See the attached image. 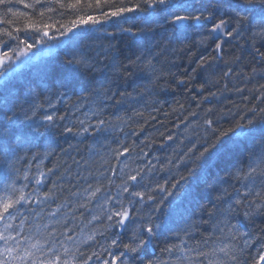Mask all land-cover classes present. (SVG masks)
I'll return each instance as SVG.
<instances>
[{"label":"trees","instance_id":"trees-1","mask_svg":"<svg viewBox=\"0 0 264 264\" xmlns=\"http://www.w3.org/2000/svg\"><path fill=\"white\" fill-rule=\"evenodd\" d=\"M180 2L186 6L181 15L211 13L212 21L202 18L203 27L189 21L181 28L171 24V15L167 14L166 19V13L160 9L137 10L95 26H78L73 29L75 38L68 40L60 36V31L76 19L73 10L53 4L55 10L45 11L40 17L39 11L48 6L46 0H41L35 9L25 8L17 0L9 5L13 12L28 13L34 22L53 25L49 36L63 43L56 49V55L48 59L47 73H42L40 62L27 65L21 63L23 56L17 58V40L0 35V55L6 53L11 57L5 59L8 71L0 77V146L7 149V152L0 150V194L8 177L4 161L11 157L13 167L19 169L12 177H20L17 187H23L32 201L21 206L27 217L25 232L34 224L46 225L56 237L57 253L62 260L68 258L64 255L67 247L76 264H83L88 257H91L88 264H104L105 260L113 264L112 256L123 251L132 231L147 223L151 215L165 227L152 244L129 256L128 264H189L188 256L191 264H209L217 259L225 260L226 264H264L260 260L264 253V210L245 218L242 204L229 217L231 224H237L239 231L248 235H238L232 240L226 238L228 228L224 233L216 229L224 220L230 198L216 197L223 189L229 194L238 189L243 192L240 182L232 176L238 169L247 170L250 160H258L264 153L260 131V121L264 119V80H259L264 79V58L255 51L259 48L264 52V41L257 39L253 47L249 39L254 30L250 15L241 35L224 36L221 48L216 50L219 41L209 37L208 30L219 19L230 20L234 0ZM115 3L131 7L142 0H115ZM87 11L99 16L101 10ZM2 13L13 23H0V30L7 29L13 37L34 43L24 31L28 17H13L5 7H0ZM41 46L37 44L32 51ZM73 51L87 56L94 69L82 70L61 89L59 82L68 72L63 60ZM147 59H151L154 71L143 70V61ZM113 61L120 66L118 69L112 67ZM16 65L19 67L13 71ZM253 76L255 85L248 81ZM99 83L106 84L104 94L96 91ZM238 83L243 86L236 92L234 87ZM48 100L53 107H48ZM33 102L43 104L44 108L32 120H24L23 114L31 111ZM45 114L63 119L44 127ZM249 119L254 122L249 126L254 131L240 137L230 131L237 123L247 124ZM84 128L88 131L84 132ZM20 130L33 137V142L18 144L16 135ZM25 174L27 180L23 179ZM128 174L136 175L137 181H128L129 190L124 192L122 186ZM37 179L42 183L37 184ZM97 187L100 191L91 196ZM168 191L173 195L165 200L163 213H155L156 202ZM132 192L144 193L143 199L131 195ZM149 195L153 200L148 199ZM60 205L63 207L57 212ZM122 208L129 212L126 231L116 225L119 217L112 215ZM19 223L18 217L13 228ZM185 227L189 228L190 236L185 237L180 231ZM177 232L194 251L182 255L174 250L171 256L162 252L166 246L180 242ZM227 244L240 249L235 253L236 260L219 253V247ZM213 249L217 250L215 256L211 255ZM177 256L181 259L177 260Z\"/></svg>","mask_w":264,"mask_h":264},{"label":"snow or ice","instance_id":"snow-or-ice-1","mask_svg":"<svg viewBox=\"0 0 264 264\" xmlns=\"http://www.w3.org/2000/svg\"><path fill=\"white\" fill-rule=\"evenodd\" d=\"M12 3V0H0V7L7 8L8 13H12L13 17H28V22L24 26V31L27 36L34 40V43H28V40H20L19 37H13L12 32L7 29L0 30V35L6 34L8 37L17 40L16 48L19 49V56H23L25 59L21 62L22 64L31 65L33 62H40L41 72L47 73L48 69V59L56 55V49L61 46L63 41L59 40L55 36H49V30L53 25L41 24L38 22L32 21L31 17L28 16V13L25 12H13V8L9 5ZM17 3L24 4L25 8L35 9L37 5L41 4V0H32L31 3H25V0H17ZM48 6L42 8L38 15L43 17L45 11L52 12L55 9L51 6L53 4L58 5L60 9L73 10L76 19L71 21V26H63V31L59 29L61 37H67L68 40H73L76 36V33L73 32V29L78 26H95L102 22H107L112 18H120L124 13H131L135 11L140 12H149V10L160 9L164 13L171 15V24L179 25L181 28L185 27L186 22L195 21L198 26L203 27L201 23L203 18L204 21H212V14L209 13L205 15L201 13L200 15H181V9L186 10V6L180 2V0H142V3H137L131 7L124 4H116L115 0H46ZM257 6L259 11H257ZM107 10H103L104 8ZM97 9L101 10L100 15H92L87 10ZM231 24L232 27L229 28L230 20L228 19H219L217 22L213 23L208 30L209 37H214L218 43L215 44L216 50L221 48L223 44V37L227 36L232 38L234 35L239 37L242 32L243 26L249 22V17H252V24L254 30L249 37L253 47L257 39L264 41V0H234V3L231 7ZM6 13L0 14V23L12 24V19L6 18ZM21 28H16V32L19 33ZM121 31L131 32V29L121 28ZM32 33L36 35L33 36ZM68 33H73L72 36H67ZM133 35H135L133 33ZM38 37V39H37ZM47 37L48 40L44 38ZM50 40L56 41V43H49ZM23 47H20V45ZM42 45L41 47L36 48V51H32L36 45ZM15 52L16 49H13ZM255 51L261 58H264V52H261L259 48H256ZM5 59H11L7 54L0 55V77H4L8 69L5 67ZM141 60V57L137 58ZM204 60L201 59L200 64L203 65ZM63 65L68 68L67 75L61 79L59 82V87L63 89L66 83L75 79L76 75L82 70L87 72L94 69V65L89 60V58L81 53L73 51L70 56H66L63 60ZM145 71L152 70L154 68L151 65V59L143 61ZM19 65H16L12 70L15 71ZM113 68L118 69L120 66L113 61ZM131 74V73H129ZM180 84H184L185 81H179ZM106 84L99 83L96 91L98 94H104L103 90L105 89ZM264 87V85H262ZM60 95V93H58ZM48 107H53L52 101H47ZM44 108V105L39 102H33L30 105L31 111H25L23 114L24 120H32L41 109ZM255 110H253L254 112ZM264 111V110H262ZM57 119H63V117H55L51 114L43 115V120L47 122L44 124V127H49L55 124ZM99 123L102 125L104 121L101 120ZM206 123L211 124V121H206ZM253 120L249 119L247 124L237 123L234 131L237 137L245 136L249 134L254 129L249 126L253 125ZM260 131L264 134V120L260 121ZM68 132H71V128L65 129ZM40 129L36 128L35 132L39 133ZM84 132L88 131V128L83 129ZM171 139V137H169ZM16 142L20 145L30 144L33 142V137L26 134L23 130H20L16 135ZM0 150L7 152L6 148L0 146ZM207 151V149H205ZM203 155V153H201ZM5 164L8 166V177L4 184L3 194H0V223L3 224V227H0V264H76V259L73 253L65 247L64 255L68 258L61 259V256L57 253L56 249V237L53 233L48 232L47 226H41L39 224H34L32 228H29L25 232V221L27 217L21 212V206L31 204V199L28 195L25 194L23 187H17L16 181L20 179L19 176L15 178L12 177V173L19 172V169L13 167L14 160L11 157H6ZM138 174V173H137ZM43 174H41L42 176ZM233 179L240 182L242 188L244 189L241 192L239 189L234 193L229 194L227 189L221 190L220 194L216 197L217 200H227V207L224 209V220L220 224L216 225V229L221 233H224V229L228 228L227 237H230L232 240L237 239L238 235H248L247 232L241 233L239 231V226L237 224H231L229 222V217L233 215L236 211V208L240 205H245V210L243 216L249 218L253 215L259 214L264 210V153L261 154L258 160H250L247 170L241 168L238 169L234 175ZM24 180H27L28 177L25 174L23 176ZM128 181H137L136 175L128 174L122 190L128 192L129 184ZM37 184L42 183L41 179L36 180ZM138 183V182H137ZM173 188L176 185H172ZM259 189V190H258ZM163 191V188L161 189ZM100 191V188L97 187L95 191L91 193V196H95L97 192ZM131 195L140 197L143 199L144 193L142 192H132ZM173 193L168 191L166 196H162L159 201L156 202V206L153 209L155 213L162 214L164 211V203L168 196H172ZM253 197V199H249ZM49 196L46 194L45 199H48ZM149 200H153L151 195L148 196ZM83 206V205H81ZM171 206V202H169ZM63 205L57 207L56 211L58 212ZM35 211V210H33ZM55 215V212L51 213ZM119 217L116 220V225L119 226L121 231H126L127 227L125 221L129 220V212L127 209L122 208L118 212L112 213ZM112 215L108 216V219H112ZM20 218V223L13 228V222ZM135 218H133L134 220ZM156 219H159L157 216ZM133 221H129L132 223ZM221 224L223 227H221ZM165 227L163 222L157 223L154 221L153 217L150 215L147 218V223L140 224L132 231L130 237V242L123 244V251H120L118 255L112 256L113 264L116 261H120V264H128V257L134 256L137 253H140L147 245L153 243V239L158 236L159 232ZM11 230V231H10ZM184 233V236H190L189 228L185 227L181 229ZM13 232L16 234L13 235ZM176 238L180 241L178 244H170L162 249V252H167L169 256L173 254L174 250H178L182 255H186L187 252L194 251L191 247L187 246V240L180 236L179 232L176 234ZM92 239V237H89ZM116 239H113L112 243L115 245L117 243ZM204 244L207 243V240L203 241ZM247 242H245V245ZM264 247V245H262ZM219 253H223L225 257L230 258L231 260H236V252L240 251L234 244H227L218 249ZM217 250L213 249L211 255L215 256ZM201 255H209L208 253H201ZM123 258V259H121ZM88 257L83 261V264H88ZM181 256H177V260H180ZM189 264H191V257L188 256ZM260 260L264 261V253L260 255ZM104 264H108V261L105 260ZM164 264V262H161ZM209 264H226L225 260L217 259L215 261L210 260Z\"/></svg>","mask_w":264,"mask_h":264},{"label":"bare ground","instance_id":"bare-ground-1","mask_svg":"<svg viewBox=\"0 0 264 264\" xmlns=\"http://www.w3.org/2000/svg\"><path fill=\"white\" fill-rule=\"evenodd\" d=\"M246 76H247V78H248V75H246ZM253 78H254V76H253L252 78L248 79V81H249L250 83H253V85H255V83H254V81H253ZM240 80H242V78H241ZM259 80L263 82L264 79H259ZM238 82H239V81H238ZM238 84H239L238 86L234 87L236 92L239 91V89L243 86V85H241L240 83H238ZM261 85H262V84H261ZM248 100H252V99L248 98ZM198 110L200 111V110H202V109H197V111H198ZM263 113H264V112H263ZM263 120H264V119H263ZM262 136L264 137V134H262Z\"/></svg>","mask_w":264,"mask_h":264},{"label":"rangeland","instance_id":"rangeland-1","mask_svg":"<svg viewBox=\"0 0 264 264\" xmlns=\"http://www.w3.org/2000/svg\"><path fill=\"white\" fill-rule=\"evenodd\" d=\"M47 40H48V38H47ZM49 43H56V41L50 40Z\"/></svg>","mask_w":264,"mask_h":264}]
</instances>
